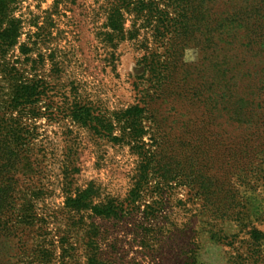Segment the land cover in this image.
I'll use <instances>...</instances> for the list:
<instances>
[{
	"label": "rangeland",
	"instance_id": "1",
	"mask_svg": "<svg viewBox=\"0 0 264 264\" xmlns=\"http://www.w3.org/2000/svg\"><path fill=\"white\" fill-rule=\"evenodd\" d=\"M249 2L215 0L213 7L215 12L241 9L246 16ZM109 13L108 0H14L12 4L10 16L19 22V36L0 54V143L6 153L3 184L8 185L0 208V264H188L192 250L196 264H234L247 248L249 226L244 229L241 223L264 230V185L262 180L255 182L257 175L249 183L253 189L244 191L241 223L210 217L181 179L161 189L152 179L136 202L124 203L118 217L103 218L89 209L76 211L64 205L69 194L90 183L96 192L93 203L125 201L142 165L141 152L154 156L156 147H161L171 162L185 163L177 142L181 120H187L181 109L172 115L169 105H159L156 118L167 120L171 139L160 140L157 125L147 119L141 142L112 140L93 125L67 116V109L79 100L109 118L152 92L143 58L152 60V51L164 58L152 19L134 20L126 14L122 39L107 26ZM107 32L114 35L113 41ZM192 38L182 51L186 64L200 56ZM22 45L29 52H21ZM238 55L247 62L257 59L254 51ZM11 68L22 82L53 83L54 106L56 100L64 103L62 111L54 106L47 109L48 101L41 94L32 103L10 109L6 93ZM211 75L212 70H204L192 77L204 82ZM145 107L152 119V101ZM112 118V136L120 137L121 125ZM248 264L264 261L250 259Z\"/></svg>",
	"mask_w": 264,
	"mask_h": 264
},
{
	"label": "trees",
	"instance_id": "2",
	"mask_svg": "<svg viewBox=\"0 0 264 264\" xmlns=\"http://www.w3.org/2000/svg\"><path fill=\"white\" fill-rule=\"evenodd\" d=\"M108 1L107 26L118 38H124L126 14L133 15L134 20L140 18L148 22L152 19L156 44L164 45V58L153 51L152 60L143 58L144 74L147 73V80L152 82V92L144 94L134 106L110 113L109 118L95 113L91 106L79 100L67 109V116L73 122L93 125L102 136L112 137V140L141 142L146 134L143 122L147 119L157 125L160 140L171 139L172 127L168 126L167 120L156 118L159 117L156 116L159 105H169L174 109L172 115L181 109V115L187 120H181L183 126L177 142L184 150L187 165L171 162V156L163 154L161 147H156L154 156L141 152L142 165L125 201L108 199L93 203L96 192L90 183L69 194L65 207L76 211L89 209L93 215L103 218L118 217L124 203L136 202L141 197L142 187L149 185L152 179L159 189L181 179L210 217L241 223L245 216L242 214L245 208L243 194L252 188L250 180L257 175L255 182L262 180L264 185V168L261 166L264 163V0H250L246 16L241 9L215 12V0ZM13 2L0 0L1 55L19 36V22L10 16ZM105 35L113 41V34L107 32ZM191 36H194L192 41L200 56L198 61L186 64L182 51L188 47ZM20 49L29 52L24 45ZM252 50L256 61L247 62L245 57L238 55L239 51L243 54ZM40 58L44 62L42 56ZM204 70H212L213 75L204 82L194 80L192 76ZM7 75L6 104L10 109L36 101L39 94L47 99V109L54 106L57 91L50 81L31 79L22 82L14 68ZM150 101L152 119L147 116L149 110L145 107ZM58 102L56 100L54 107L60 113L64 103ZM113 115L121 125L120 137L112 136ZM212 124L217 127L212 129ZM5 154L0 143V208L8 188L3 184ZM246 226H249L245 232L247 248L237 255L241 262L236 258L234 264H248L250 259L264 261V230L249 222L241 223L242 228ZM91 245L88 246L93 250ZM192 253L193 250L188 264H196ZM90 257L95 263L94 255Z\"/></svg>",
	"mask_w": 264,
	"mask_h": 264
}]
</instances>
